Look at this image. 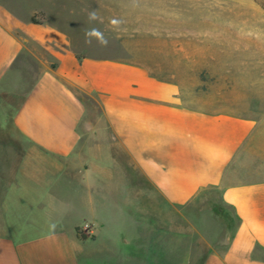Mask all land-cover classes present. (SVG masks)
<instances>
[{
    "label": "crops",
    "instance_id": "obj_1",
    "mask_svg": "<svg viewBox=\"0 0 264 264\" xmlns=\"http://www.w3.org/2000/svg\"><path fill=\"white\" fill-rule=\"evenodd\" d=\"M173 1L0 0V264H264L263 119L153 74Z\"/></svg>",
    "mask_w": 264,
    "mask_h": 264
},
{
    "label": "rangeland",
    "instance_id": "obj_2",
    "mask_svg": "<svg viewBox=\"0 0 264 264\" xmlns=\"http://www.w3.org/2000/svg\"><path fill=\"white\" fill-rule=\"evenodd\" d=\"M164 15L176 16L177 22L165 26L168 31L182 34V40L177 42L187 49L197 48L199 55L176 57L178 72L153 74L166 79L176 75L188 94L197 85L200 93L215 97L212 106L246 112L248 116L261 117L264 123V0H174ZM117 58L166 61L171 57ZM194 60L198 61L197 70L189 68ZM18 68L28 83L33 82L39 71L25 58ZM93 114H99L96 106ZM214 199L217 206V196ZM221 219L223 223L234 224L230 212Z\"/></svg>",
    "mask_w": 264,
    "mask_h": 264
},
{
    "label": "trees",
    "instance_id": "obj_3",
    "mask_svg": "<svg viewBox=\"0 0 264 264\" xmlns=\"http://www.w3.org/2000/svg\"><path fill=\"white\" fill-rule=\"evenodd\" d=\"M77 234H78V236H79L80 238H82V239H86V238H87V237L82 233V231H81L80 228L77 229Z\"/></svg>",
    "mask_w": 264,
    "mask_h": 264
},
{
    "label": "built area",
    "instance_id": "obj_4",
    "mask_svg": "<svg viewBox=\"0 0 264 264\" xmlns=\"http://www.w3.org/2000/svg\"><path fill=\"white\" fill-rule=\"evenodd\" d=\"M89 225H85V230L87 231V230H89Z\"/></svg>",
    "mask_w": 264,
    "mask_h": 264
}]
</instances>
